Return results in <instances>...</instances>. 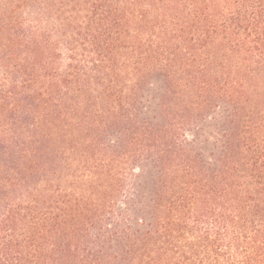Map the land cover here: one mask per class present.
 Here are the masks:
<instances>
[{
  "label": "trees",
  "instance_id": "16d2710c",
  "mask_svg": "<svg viewBox=\"0 0 264 264\" xmlns=\"http://www.w3.org/2000/svg\"><path fill=\"white\" fill-rule=\"evenodd\" d=\"M0 264H264V0H0Z\"/></svg>",
  "mask_w": 264,
  "mask_h": 264
}]
</instances>
